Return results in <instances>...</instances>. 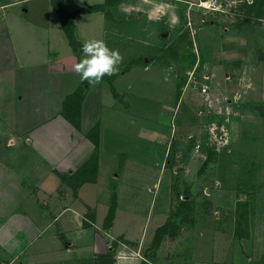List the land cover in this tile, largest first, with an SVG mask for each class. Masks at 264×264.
Listing matches in <instances>:
<instances>
[{"label":"rangeland","instance_id":"rangeland-1","mask_svg":"<svg viewBox=\"0 0 264 264\" xmlns=\"http://www.w3.org/2000/svg\"><path fill=\"white\" fill-rule=\"evenodd\" d=\"M196 1L117 0L75 17L82 42L104 30L124 57L119 71L139 64L115 82L120 105L102 107L105 135L118 127L114 146L126 151L118 162L128 158L133 170L113 232L149 229L136 255L152 264H264V0L250 11L244 0H214L210 11ZM105 2L63 0V7ZM149 129L170 136L164 155L152 149ZM179 134L183 151L173 143ZM151 214H160L154 223L146 220ZM164 221L174 232L152 248L154 227Z\"/></svg>","mask_w":264,"mask_h":264},{"label":"crops","instance_id":"crops-1","mask_svg":"<svg viewBox=\"0 0 264 264\" xmlns=\"http://www.w3.org/2000/svg\"><path fill=\"white\" fill-rule=\"evenodd\" d=\"M75 19L74 35L82 46ZM103 31L96 38L106 42ZM81 56L70 45L51 0H0V259L9 264H152L136 255V244L149 229L132 237L119 229L113 232L133 170L128 158L118 162L126 154L114 146L118 127L108 138L104 122H109L102 115L103 106L113 112L120 105L111 90L116 80L139 64L132 62L110 81L104 77L91 87L72 71ZM146 63L145 69L150 61ZM84 82L75 126L63 105ZM124 89L128 93L130 86L121 93ZM94 126L96 172L79 181L74 174L96 149L88 136ZM148 131L152 149L158 145L164 155L170 136ZM186 141L179 134L173 143L183 151ZM193 152H198L194 146ZM113 194L114 216L104 228ZM151 215L146 220L153 223L160 216ZM116 238L124 242L112 245Z\"/></svg>","mask_w":264,"mask_h":264},{"label":"trees","instance_id":"trees-1","mask_svg":"<svg viewBox=\"0 0 264 264\" xmlns=\"http://www.w3.org/2000/svg\"><path fill=\"white\" fill-rule=\"evenodd\" d=\"M116 2H117V0H106V2L104 4L103 3H97V4L86 6L82 10L68 11V10L64 9L60 0H51L52 6H53L56 14L58 15L60 22H61V26H62L69 42H70V45L72 46V48L75 51H78V50L81 51V46H80V43L78 41H76V38L74 35V23H73L74 18L76 16H78L79 13L88 14V13H93L96 11H102L105 4L112 5L113 3H116ZM260 3H261L260 0H252L251 2H247V1L244 2L245 6L248 7L249 11L256 8L258 6V4H260ZM250 18L253 19L254 17H250ZM105 77H106V79H108L110 81V77H108V76H105ZM86 87H87V82L82 83L64 101L63 108L65 111L66 117L75 126H78V119L80 116V111H79L80 110V104H81L83 97L85 95ZM111 90H112L113 95L117 96V93L114 92L113 88ZM177 96H179L178 93H177ZM259 111H260V114L262 116H264V107H260ZM88 136L90 137V139L94 143L96 149H95L94 153L91 155V157L88 159V161L84 164V166H82V168L74 174V178H76L79 181H86V180H83V179H87L85 177L91 176L94 174V172H96V165H97L96 150L98 147V127L94 126V128L92 129L91 133ZM181 205L184 206L186 211H188L189 207H188V203L186 200L182 201ZM115 206H116L115 195L113 194L111 202H110L108 214L105 218V226L110 225V223L113 219V216H114ZM175 227L176 226L174 224H172V223L170 224L169 222H165L161 226L157 227L155 230V233L153 235L151 247L157 248L160 241L162 240V237L166 234L174 232ZM109 262L110 261H108V263ZM143 264H149V263L145 262Z\"/></svg>","mask_w":264,"mask_h":264},{"label":"clouds","instance_id":"clouds-1","mask_svg":"<svg viewBox=\"0 0 264 264\" xmlns=\"http://www.w3.org/2000/svg\"><path fill=\"white\" fill-rule=\"evenodd\" d=\"M81 53V58L72 65V71L91 87L101 84L105 76L118 74L124 60L120 51L110 48L102 38L84 41Z\"/></svg>","mask_w":264,"mask_h":264},{"label":"built area","instance_id":"built-area-1","mask_svg":"<svg viewBox=\"0 0 264 264\" xmlns=\"http://www.w3.org/2000/svg\"><path fill=\"white\" fill-rule=\"evenodd\" d=\"M244 1H247V0H244ZM249 2V1H247ZM251 2V1H250ZM192 5L196 6V7H201L202 9H205L207 11H210V10H215L216 8L214 7V5L216 4L214 0H197L196 2H193L191 3ZM215 126L213 125V127H211V130H212V133H213V139H215V133L213 132ZM220 131L222 132V136L224 135V129L223 127H221ZM214 141H212L210 139V142H208L207 144L208 145H212ZM195 149L199 151V148H200V143H196L195 144ZM212 147V146H211ZM0 264H9L8 262L0 259Z\"/></svg>","mask_w":264,"mask_h":264},{"label":"water","instance_id":"water-1","mask_svg":"<svg viewBox=\"0 0 264 264\" xmlns=\"http://www.w3.org/2000/svg\"><path fill=\"white\" fill-rule=\"evenodd\" d=\"M164 35H166V33ZM213 108H215V105L213 106Z\"/></svg>","mask_w":264,"mask_h":264},{"label":"bare ground","instance_id":"bare-ground-1","mask_svg":"<svg viewBox=\"0 0 264 264\" xmlns=\"http://www.w3.org/2000/svg\"><path fill=\"white\" fill-rule=\"evenodd\" d=\"M203 90H205V89H203Z\"/></svg>","mask_w":264,"mask_h":264}]
</instances>
